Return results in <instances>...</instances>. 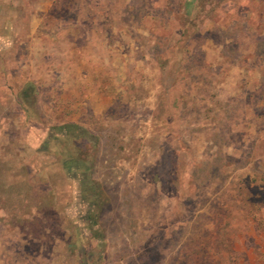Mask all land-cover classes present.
Returning a JSON list of instances; mask_svg holds the SVG:
<instances>
[{
	"label": "rangeland",
	"instance_id": "obj_1",
	"mask_svg": "<svg viewBox=\"0 0 264 264\" xmlns=\"http://www.w3.org/2000/svg\"><path fill=\"white\" fill-rule=\"evenodd\" d=\"M0 264H264V0H0Z\"/></svg>",
	"mask_w": 264,
	"mask_h": 264
},
{
	"label": "trees",
	"instance_id": "obj_2",
	"mask_svg": "<svg viewBox=\"0 0 264 264\" xmlns=\"http://www.w3.org/2000/svg\"><path fill=\"white\" fill-rule=\"evenodd\" d=\"M74 127H76V126H74V125H69V126H65V127H63V129H64V130H68L69 128L71 129V128H74Z\"/></svg>",
	"mask_w": 264,
	"mask_h": 264
}]
</instances>
